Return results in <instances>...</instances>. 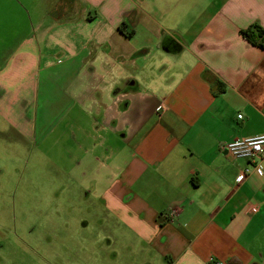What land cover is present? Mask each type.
Returning a JSON list of instances; mask_svg holds the SVG:
<instances>
[{
	"label": "crops",
	"instance_id": "1",
	"mask_svg": "<svg viewBox=\"0 0 264 264\" xmlns=\"http://www.w3.org/2000/svg\"><path fill=\"white\" fill-rule=\"evenodd\" d=\"M24 12L0 61V134L37 145L25 179L41 224L72 226L74 248L115 264H264V159L260 174L220 148L264 134V48L240 33L264 36V0Z\"/></svg>",
	"mask_w": 264,
	"mask_h": 264
},
{
	"label": "rangeland",
	"instance_id": "2",
	"mask_svg": "<svg viewBox=\"0 0 264 264\" xmlns=\"http://www.w3.org/2000/svg\"><path fill=\"white\" fill-rule=\"evenodd\" d=\"M53 1L0 0V61L13 49V40L27 33L24 10L30 5H48ZM5 130L6 134H0V264H115L113 257H106L105 248L99 251L74 248L72 226L65 229L57 218L53 225L41 224L34 197L40 185L25 179L33 164L42 169L41 162L35 161L37 145L32 141L21 142L13 132ZM54 156L56 153H49L45 160L49 174L55 170ZM75 215L72 213L70 217ZM67 242L69 248L64 246Z\"/></svg>",
	"mask_w": 264,
	"mask_h": 264
},
{
	"label": "built area",
	"instance_id": "3",
	"mask_svg": "<svg viewBox=\"0 0 264 264\" xmlns=\"http://www.w3.org/2000/svg\"><path fill=\"white\" fill-rule=\"evenodd\" d=\"M240 118L241 115H238ZM221 150L236 158H244L253 163V168L262 174L260 163L264 159V134L244 137L229 141L220 146ZM251 170L246 168L237 176V181H242ZM253 211L256 207H252ZM171 214V213H170Z\"/></svg>",
	"mask_w": 264,
	"mask_h": 264
},
{
	"label": "trees",
	"instance_id": "4",
	"mask_svg": "<svg viewBox=\"0 0 264 264\" xmlns=\"http://www.w3.org/2000/svg\"><path fill=\"white\" fill-rule=\"evenodd\" d=\"M240 33L249 42L261 48H264V36L262 34V31L258 28L252 27L251 29L241 30Z\"/></svg>",
	"mask_w": 264,
	"mask_h": 264
}]
</instances>
